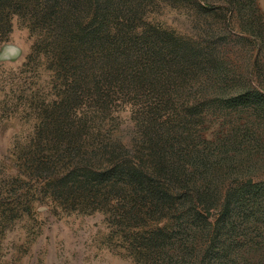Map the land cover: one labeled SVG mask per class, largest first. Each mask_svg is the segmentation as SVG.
<instances>
[{
  "label": "rangeland",
  "instance_id": "rangeland-1",
  "mask_svg": "<svg viewBox=\"0 0 264 264\" xmlns=\"http://www.w3.org/2000/svg\"><path fill=\"white\" fill-rule=\"evenodd\" d=\"M229 1L199 0L220 5L219 16L195 11L191 0L182 7L157 0L142 9L143 22L196 45L217 41L211 54L223 62L220 78L174 69L167 89L177 115L164 125L158 119L166 134L152 142L141 110L157 102L156 93L145 92L136 104L120 94L97 101L79 80L87 67L62 65L67 55L52 47L29 0L21 15L14 13L21 0L0 1V264H264V42H257L264 39V0L256 1L262 32L252 35L241 29V15L229 18ZM42 39L49 42L37 45ZM56 124H67L78 136L74 143L47 138ZM118 154L151 171L153 164L173 166L177 175L164 171L165 183L182 185L189 202L168 217L120 220L117 189L95 199L54 189L75 166L104 170L123 159ZM157 228L168 236L160 255L144 249Z\"/></svg>",
  "mask_w": 264,
  "mask_h": 264
},
{
  "label": "trees",
  "instance_id": "trees-1",
  "mask_svg": "<svg viewBox=\"0 0 264 264\" xmlns=\"http://www.w3.org/2000/svg\"><path fill=\"white\" fill-rule=\"evenodd\" d=\"M22 1L14 9V13L18 15L25 9ZM34 1H38L35 8L31 7ZM152 1L157 0H29L30 9L35 10L31 13L37 15L35 19L39 20L41 30L45 31V34L48 31L50 36L47 37L53 38L50 41L52 47L61 49L60 56L62 53L67 55L62 65H71L74 62L78 70L87 67L84 73L80 74L83 77L79 80L91 85L94 99L108 104L113 94L130 95L136 104L145 92L157 94V102L141 110L147 142L166 134L161 128L157 130L158 119L162 118L161 122L164 125L177 115L173 103L169 101L170 88L167 89L173 80L174 69L179 67L180 71H201L200 73L212 79L220 78L223 63L219 55L211 54L218 45L217 41L212 40L207 45L201 43L196 45L192 40L179 37L174 31L143 22L142 9ZM160 1L182 7L189 0ZM191 1L196 3L195 11L199 13L208 12L213 16H219L223 10L220 5L208 8L204 3H199V0ZM256 1H229L231 6L228 9L229 18L234 17V13L241 15L243 18L241 29L251 35L256 33L255 31L262 32L261 26L257 23L262 16L259 14ZM0 13L5 15L2 10ZM263 40L262 38L257 40L259 45L264 42ZM44 42L49 41L42 39L36 43L38 45ZM175 76V80H183L181 76ZM225 77L223 76L222 80H225ZM245 96L248 101L254 99L251 93L244 94L243 97ZM60 104L62 105V102ZM133 110L138 119L139 112L136 107ZM66 125L53 126L46 132L47 138L74 143L72 138L78 136L68 134ZM115 151L106 148L108 154H116ZM118 155L123 159L117 160L114 165L113 162L109 163V167H112L104 170L98 169L90 162L75 166V170L69 171L58 182H54V189L61 197L70 194L78 199L92 197L95 199L109 188L110 191L117 189L118 193L122 194V204L120 208H116L120 220L132 218L134 221L138 219L145 221L149 216L163 218L177 212L184 206V202H189L185 199L187 196L183 198L180 194L182 185L179 187L172 179H170L172 183H165L168 180L164 177V171L177 175L173 166L163 169L153 164L154 170L151 171L145 164L127 161L125 156ZM46 171L45 179L49 183L52 176L49 175L48 169ZM242 188L249 189V184H242ZM97 200L102 205L106 202L100 198ZM80 203L85 202L82 200ZM225 204L230 205L228 201ZM206 206L209 207L205 205L203 208H207ZM195 209L197 215L206 219L196 203ZM165 233L167 232L161 228L152 230L149 236L144 238L147 245L144 249L150 248L153 254L160 255L168 245V236Z\"/></svg>",
  "mask_w": 264,
  "mask_h": 264
},
{
  "label": "water",
  "instance_id": "water-1",
  "mask_svg": "<svg viewBox=\"0 0 264 264\" xmlns=\"http://www.w3.org/2000/svg\"><path fill=\"white\" fill-rule=\"evenodd\" d=\"M250 182V181H249Z\"/></svg>",
  "mask_w": 264,
  "mask_h": 264
}]
</instances>
